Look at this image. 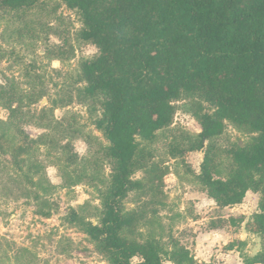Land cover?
<instances>
[{"label":"rangeland","instance_id":"1","mask_svg":"<svg viewBox=\"0 0 264 264\" xmlns=\"http://www.w3.org/2000/svg\"><path fill=\"white\" fill-rule=\"evenodd\" d=\"M23 14L0 11V264H109L108 254L69 220L74 208L87 220L98 221L101 193L114 172L103 110L99 102L90 106L74 101L65 107L52 102L83 84L80 63L96 58L98 50L79 38L80 11L63 0H40ZM40 92L45 96L31 103V95ZM173 104L171 122L153 143L138 146L132 166L133 180L142 179L151 163L168 168L164 204L152 205L158 213L140 221L136 236L164 243L174 239L189 249L195 264H207L209 229L231 231L236 238L227 245L239 244L241 236L254 244V234L247 226L243 231L239 212L208 201L199 181L201 165L206 159L213 175L226 179L235 169L234 152L247 147L256 134L225 121L220 135L202 138L193 112L200 105L202 112L213 115L216 107L189 97ZM9 105H20L13 117ZM43 134L49 137L40 138ZM255 194L256 199L252 194L246 198L248 212L254 206V213L258 211L261 194ZM148 199L131 190L118 209L140 212Z\"/></svg>","mask_w":264,"mask_h":264},{"label":"trees","instance_id":"2","mask_svg":"<svg viewBox=\"0 0 264 264\" xmlns=\"http://www.w3.org/2000/svg\"><path fill=\"white\" fill-rule=\"evenodd\" d=\"M39 1L0 0V11L22 16ZM63 2L80 11L79 38L90 41L98 54L81 61L83 84L67 89L65 97L52 101L53 106L99 102L114 164L101 193L98 221L93 223L71 208L70 222L108 254L109 264H195L189 249L174 239L164 243L137 238L140 221L148 213H158L152 205L164 204L168 168L151 163L140 180H133L131 171L138 146L153 143L171 122L173 102L196 98L216 107L213 115L202 112L200 105L193 112L202 138L220 135L225 121L256 134L247 147L234 152L235 169L226 179L215 177L205 159L199 181L220 206L241 203L248 190L261 194L247 230L262 240V250L252 263L264 264V0ZM43 96L31 95L30 102ZM19 107L8 106L10 117ZM2 129L6 136L7 127ZM45 137L49 134L40 138ZM131 190L149 199L140 212L138 208L122 213L118 202Z\"/></svg>","mask_w":264,"mask_h":264},{"label":"crops","instance_id":"3","mask_svg":"<svg viewBox=\"0 0 264 264\" xmlns=\"http://www.w3.org/2000/svg\"><path fill=\"white\" fill-rule=\"evenodd\" d=\"M255 193L256 192H254V191L248 190L245 193V196H244L245 199H243V202L238 203V204L228 205V206L218 205L214 201V199L209 197L208 195H207V198L209 199L208 201L211 200V202H214L213 204H215L218 208H222L224 210H226L228 208H232L231 210H233L235 212H239L238 215H239V217L241 216L240 219L243 218V220L239 219V220H237V222L243 221L242 228L244 231V229H245L244 227L247 226V223L251 220L252 215L254 214V211H255V210H253L255 208V206L252 208L253 211L251 210L248 212L247 209H245V208H247V203H246L247 199L246 198L251 196L249 194H252L253 198L256 199ZM252 206H253V204H252ZM250 212H252V213H250ZM234 216L237 217V215H234ZM235 222H236V220H235ZM234 236L235 235L232 234L231 231H228V230L226 233V231H223L222 229H217V230L209 229V231L207 232V264H210L211 261H212V264H257V263H252L253 262L252 258L254 256L251 254V248L255 245V241H254L255 238L253 239L254 244L248 242L244 238L242 239V236H241V237H239V240L242 242H239V244L227 245V244H229V242L234 241V239L236 238ZM231 244H233V243H231ZM224 245H225V248L222 247ZM212 246H217V247L220 246L221 249L220 248L214 249V248H212ZM245 249L250 250V253L247 256L244 253ZM204 262H205V259H204Z\"/></svg>","mask_w":264,"mask_h":264},{"label":"water","instance_id":"4","mask_svg":"<svg viewBox=\"0 0 264 264\" xmlns=\"http://www.w3.org/2000/svg\"><path fill=\"white\" fill-rule=\"evenodd\" d=\"M255 238V245L251 248V254L255 256L259 251L262 249V240L258 234L254 235Z\"/></svg>","mask_w":264,"mask_h":264}]
</instances>
